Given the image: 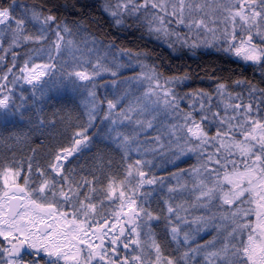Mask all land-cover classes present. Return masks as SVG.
<instances>
[{
	"label": "rangeland",
	"instance_id": "374dc122",
	"mask_svg": "<svg viewBox=\"0 0 264 264\" xmlns=\"http://www.w3.org/2000/svg\"><path fill=\"white\" fill-rule=\"evenodd\" d=\"M101 2V6L106 8L120 26L126 25L129 27L131 23H135L137 28H140L139 22H141L145 29L142 32L143 36L146 35L158 40L161 37L169 39V41H162L169 48L174 45L177 48H188L191 52L208 49L229 53L234 59L244 63L247 68L252 65V69L258 70L257 74L260 73L264 77V59L248 61L243 59L242 55L238 56L235 53V48L240 46L239 41L242 38L247 40L249 30L242 27L239 18L235 22L230 17L226 19L228 12L225 9L231 8L232 11H236L238 9L234 6L245 3V0H184L183 13L179 11V0H101ZM118 4L127 5V7H117ZM188 5H191V8ZM247 7L248 5L245 3V9ZM256 10H260L259 0H257ZM174 11H176V15H172ZM112 13H116V15ZM10 17L9 15V20L4 24H0V47L4 45V47L10 49L11 46L16 45L9 54L6 51L0 52V67L2 68L0 69V99L5 96L8 97L9 103L6 108L13 103L15 95L18 97L19 104H22L26 97L25 93L30 87L33 94L41 95V92L49 94V88L54 89V86H59L62 88V93L76 92L80 94L89 117L94 121L96 114H99L100 104L97 101L96 92L94 93L92 89L90 92H86L87 84H93L100 77L123 73L124 75L120 77V80L105 82L101 87L107 99V105L104 114H102L103 121H105L96 128L103 129V133L117 143L120 131L125 130V132L133 134L135 131L142 129L141 131L145 132L150 129L152 125L150 122L160 121V118L164 117L166 120L165 125L170 129L167 134L168 138L164 140L167 139L166 144L174 142L171 146L161 147L173 151L167 154L168 156L165 159L172 162L174 160L179 161L184 156H191L194 159L203 157L204 159L202 164L193 169L189 179L196 187L200 188L199 199L207 198V201L210 200L207 203V210L214 220L213 222L207 219L197 220L196 218L192 223L183 215L184 213L180 212L176 215L177 224H181L180 228L186 225L191 227L179 232L181 245L188 250L186 253L192 255L191 258H186L191 259L195 264H225V262L226 264H241L243 257L236 254V250L240 249L242 252L243 246L248 243L247 237L253 235L257 242L264 239L260 235L262 230L257 227L258 224L264 223V208L259 207V204L264 203V201H261L259 195L256 194L264 195V192H261L259 188L256 189L255 193L245 192L242 197L232 204L225 202V195L227 194L228 198L231 199V194L239 190L230 183V181L236 180L235 173L244 172L245 164L249 167L253 166L252 158L241 154L234 145L243 141L239 126L243 125L244 128H248L252 120L264 123V89L246 88L243 95L238 94L235 96L223 88L218 90L219 95H214L212 98L201 95L199 91H193L190 95H179L175 100L174 98L177 96L174 93L177 92V87L173 85L175 79L168 76L163 77L166 69H170V67L163 63L158 64L155 61L157 58H151L147 52L141 51L135 54L130 51H116V53L109 54L107 49L100 52L102 45L100 46L98 42L95 40L90 41L87 45L75 42L70 35V29V32L64 31L65 26L62 25L64 21L55 20L39 27L45 32L43 41L28 45L31 49L26 53H21L20 51H23L25 46L19 41L18 26H10ZM180 20H183V23L179 22ZM201 20L203 24L197 26ZM19 27L23 29L24 23ZM260 30L264 31V25H261ZM251 31L253 33L252 43L257 45L258 49L264 47V44L261 43L262 38L255 34L256 29ZM57 33L63 39H59ZM233 36H235V39H233ZM248 46L247 44L244 45L245 48ZM230 47L231 50H229ZM20 53L18 61L15 62ZM4 66H8L9 69L4 70ZM79 71L86 72L90 79L83 81L75 75H69V73ZM154 73L155 79H149ZM30 80L31 82H29ZM9 82L12 85H9ZM176 82H189V80L178 79ZM157 83L159 87H156ZM16 87H19V89ZM39 90L42 91L39 92ZM109 99L115 105L114 108H109ZM165 100L168 102L165 103ZM176 101L182 102L180 103L181 106L185 103V106L191 112H188V110H186L188 113L180 112L176 107ZM230 105H241V107L234 110ZM248 105H251V108L248 109V115H245V109ZM206 110H209V112L206 113ZM246 120L248 121L247 124L245 123ZM191 121L198 123L203 131L207 133L208 139L203 145L197 137H193L187 131V127H194ZM205 122H207L206 130L204 129ZM103 124L107 125L104 126ZM213 132H216L214 136L211 135L214 134ZM218 133L219 135H217ZM79 140L82 143L76 145L73 148L74 151L70 150L71 155L63 152L60 155L67 156V158L60 161L56 160V164L60 166V169L53 168L55 178L62 180V164L84 147L85 138L82 136ZM164 140L158 139L157 144L154 143L146 152L149 155L154 154L156 148L160 147ZM228 146H231L230 149H228ZM261 156L264 157V153H261ZM209 157H211V160ZM217 160L220 162L216 163ZM257 164L264 167V163L258 161ZM5 173H7V170ZM5 173L0 179V205L6 204L9 197L17 194L15 188L10 187L15 184L17 187L24 188L31 193L30 197H25L22 204L29 200H35L38 204L52 203L55 205L53 209L40 212L39 210L34 211L29 204L27 208H21L20 211H27L37 219L42 218L48 224H52L58 232L68 233L69 235L76 232L77 228L82 225L84 231L87 232V237L79 233L80 239H87L89 243L94 245L101 244L98 237H103L102 227L97 226V228H94L92 224L93 232L86 231L92 223V217L94 218V209L82 210L80 206H76L74 204L75 196L71 193H69L70 199L65 202L64 197L59 195L61 188L57 190L55 197L51 194L47 195L46 192L49 191L46 189L43 197L37 196L34 187L19 183V176L13 171L8 173V186L6 187L4 182ZM226 176L228 179H225ZM177 180L178 178L173 179V183H176ZM185 180L186 178H181L177 183L181 184ZM254 183L256 182L254 181ZM39 186L40 184L36 189ZM241 187H248L247 182L244 181ZM209 189H212L210 194L202 195V193H208ZM5 192H8V197L4 196ZM108 199L110 201L118 200V206L112 217V223L114 224L112 226L114 227L110 229V232L113 234L118 233L121 243L123 245L126 243L129 248L133 245V241L129 240L131 236L127 238V232L132 233L136 241L144 236L148 248V261H151L148 264H167L163 258L164 261H161L160 257L157 260L158 254L155 247H153L155 240L150 227L151 218L148 220L149 225H141L136 210L129 211V206L132 207L133 205L132 202L130 201L129 205L128 200L119 196L114 190L111 191V197ZM70 207L72 208L71 211ZM111 209L113 210L112 207ZM83 211H87L88 215H83ZM71 212L73 216H71ZM61 213H67V215L62 216ZM257 213H260L259 219ZM130 218L135 221L134 224L128 223ZM73 220L76 223H73ZM133 227L136 228L134 233L130 231ZM121 228L124 229L123 233L120 232ZM212 230L214 232L213 239L211 240L212 236H209L211 241L205 242ZM0 231L7 234L10 229L6 225L0 224ZM185 234H187V239H185ZM36 235L39 236L41 233L37 232ZM218 235L221 243L217 249H213L211 244H214L215 237H218ZM2 237L4 238V236ZM6 241H9V248L10 241L16 242L12 240V237H9ZM192 242L203 243L202 245L207 249V252L202 257L194 258L193 252L196 251L197 246L190 248ZM103 245L104 242L100 249L101 252ZM80 247L85 251L87 250L86 245H80ZM112 247L113 245H110V248ZM32 250L36 253L38 251V249ZM213 253H220V255L215 256ZM33 255L35 256L34 252ZM43 256L48 262L49 258L45 254ZM127 257L133 259L134 255L129 253L128 256L127 252ZM97 261H99L98 257L92 261V264H97ZM133 261L136 262L134 259ZM30 264L41 263L33 262Z\"/></svg>",
	"mask_w": 264,
	"mask_h": 264
},
{
	"label": "trees",
	"instance_id": "16d2710c",
	"mask_svg": "<svg viewBox=\"0 0 264 264\" xmlns=\"http://www.w3.org/2000/svg\"><path fill=\"white\" fill-rule=\"evenodd\" d=\"M101 4V0H0V8L9 9L10 26H17L12 22L13 19L24 21L23 29L18 27L19 41L25 46L21 53L31 49L28 45L37 44L45 39V32L39 27L44 25L42 21L45 17L54 16L57 21H64L62 25L70 29V35L75 42L87 45L88 42L95 40L100 46L102 45L100 52L107 49L109 54L116 51H130L135 54L145 51L151 58H157L155 61L158 64L168 65L170 69H166L163 77L175 79L173 82L174 87H177V92H174L177 94L175 100L179 95H190L193 91H199L201 95L212 98L214 95H219L220 85H224V89L235 96L243 95L246 88L264 89V77L260 73L257 74L258 70L252 69V65L247 68L229 53L208 49L191 52L188 48H177L174 45L170 48L166 47L162 41L169 39L161 37L158 40L143 36L142 32L145 29L141 22H139L140 28H137L135 23H131L129 27L120 26ZM33 13L39 15L38 20L32 18ZM15 47L16 45L7 49L3 45L0 47V52L6 51L9 54ZM21 53L15 62L18 61ZM7 67L4 66V70H8ZM123 75V73L107 75L95 80L93 84H87L86 92H90L91 89L96 92L100 104L99 114H96L94 121L83 105L82 96L76 92L62 93V88L59 86H54V89L49 88V94L41 92V95L33 94L30 87L25 93L26 97L22 104H19L15 95L13 103L8 108L0 106V179L6 170L11 169L19 176L18 181L23 183L22 185L29 184L36 189L43 180L47 179L56 184L55 188L46 189L49 191L46 192L47 195L57 192L59 188L67 192L68 187L71 186L79 193L74 198L76 206H80L81 203L95 205L94 218L92 217V223L86 231L93 232L92 224L94 228L102 227L104 242L102 253L106 255L104 261L99 260L97 264L108 263L110 260L113 264H121L125 258L127 264L151 262L148 261V248L144 236L137 244L135 236L127 232L126 236L127 238L131 236L129 240L133 241V245L124 248L126 243L124 245L121 243L120 235L110 232L114 225L112 217L118 206V200L108 199L112 190L119 196L122 191V197L128 200L129 205L130 201H135L132 209L138 213L137 218L141 225H149L148 220L151 218L150 227L155 244L159 245L161 256L158 255L161 261L165 260L167 264L169 260L172 264H195L191 259H187L192 255L186 253L188 250L181 245L179 233L191 227L186 225L180 228L181 224H177L176 215L182 212L192 223L196 218L214 222L207 210V203L210 200L199 199L200 188L189 179L193 169L202 164L204 159L203 157L194 159L191 156H184L174 162L165 159L167 154L173 151L161 147L171 146L174 142L166 144L167 139L164 140L168 138L167 134L170 131L165 125L164 117L160 118L162 122H150L152 125L145 132L141 131L142 129L133 134L125 130L120 131L117 143L105 135L103 129L96 128L105 121L102 114L107 105L101 87L105 82L120 80ZM178 79H186L189 82H176ZM9 85L12 83L9 82ZM176 102L180 112H191L185 103L181 106L182 102ZM207 112L209 110H206ZM206 126L207 122L204 125L205 130ZM215 134L216 132L211 135ZM82 136L86 138L83 142L84 147L62 164V180L55 178L51 166L56 164V156L62 154L65 149L73 150L76 146L75 141ZM158 139L164 141L156 148L154 154L149 155L146 151L154 143L157 144ZM140 172L144 173L143 177L139 175ZM64 177L67 179L65 180ZM175 178L178 180L186 178V180L181 184L177 183L178 180L173 183ZM148 180H152L153 183H147ZM85 196L89 198L86 200ZM69 209L71 211L72 208ZM71 216H73L72 212ZM173 228H177L176 239H173ZM209 236H212V240L213 230L205 242L211 241ZM114 237L117 240L115 245L111 244ZM219 238V235L215 237L216 243L214 241V244H211L213 249L219 247L221 243ZM8 242L0 236V261L8 259L3 251L9 248ZM202 244L199 242L190 244V248L198 247L193 252L194 258L202 257L207 252ZM110 245L113 247L110 248ZM113 248H115L114 253ZM33 252L37 255L35 251ZM127 252L128 256L129 253L134 257L139 256L140 261L134 263L131 257H127ZM20 256L22 264L33 262L48 264L43 253L37 255V258L26 254Z\"/></svg>",
	"mask_w": 264,
	"mask_h": 264
},
{
	"label": "snow or ice",
	"instance_id": "6c2138e0",
	"mask_svg": "<svg viewBox=\"0 0 264 264\" xmlns=\"http://www.w3.org/2000/svg\"><path fill=\"white\" fill-rule=\"evenodd\" d=\"M245 3L248 5L247 9H245ZM245 3H239L235 5L238 10L232 11L231 8H226L225 11L228 12V19L231 18L232 21H236L237 18H239V21L241 22L242 27H246L247 30H249V34L247 36V40H244L243 38L239 41V47L235 48V53L238 56L243 57V59L248 61H260L264 59V47L257 48V45L252 43L253 39V33L252 29H256V35L260 36L261 43L264 44V31L260 30L261 25H264V0H259V7L260 10H256V4L257 0H245ZM179 11L183 13L184 11V0H179ZM117 7H127V5H120L118 4ZM189 8H191V5H188ZM113 15H116V13H112ZM176 11L172 13V15H176ZM33 19L38 20L39 15L36 13H33ZM259 18V19H258ZM9 20V9L7 8H0V24H4L6 21ZM56 20V17L54 16H47L42 21L43 24H48L49 22H54ZM14 23L17 24V26L23 25V20H15L13 19ZM179 22L183 23V20H180ZM195 23V22H194ZM203 21H199L197 26L202 25ZM59 27V25H58ZM64 31L68 32V28L65 26ZM57 36L59 39H63V37L59 36V33H57ZM233 39H235V36H233ZM249 45L247 48L244 47V45ZM58 47V45H57ZM231 50V47L230 49ZM69 75H75L80 80L87 81L90 79V76L84 72L79 71L75 73H69ZM38 78V77H33ZM149 79H155V73L152 77ZM31 82V80L29 81ZM239 83V82H237ZM156 87H159V84L157 83ZM220 89L224 88V85L219 86ZM167 95V94H165ZM168 101L165 100V103ZM9 103V99L7 96L0 99V106L7 107ZM115 105L109 101V108H114ZM230 107H233L234 110L239 109L241 105H230ZM251 108V105H248L245 109V115H248V109ZM191 123L194 125V127H187V131L192 134L193 137H197L200 140L201 145H203L207 139L208 135L206 132L203 131V129L200 127L198 123L195 121H191ZM245 123L247 124L248 121L246 120ZM240 127V134L243 136V141L236 143L234 146L239 149L240 153L243 155H247L250 158H252V165L249 167L247 164H245V171L240 173H235L236 180L230 181V183L233 184V186L236 189H239L238 191H234L231 195L232 198L229 199L228 195H225V202L228 204H232L235 200H238L240 197L244 195L245 192H256V189L259 188L261 192H264V167H260L257 162L264 163V157L261 156V153H264V123H261L260 121L252 120L249 124L248 128H244L243 125ZM258 130V131H257ZM79 135V134H78ZM219 135V133L217 134ZM86 139V138H85ZM82 143L81 140H76L75 144L80 145ZM231 146H228V149H230ZM258 149V150H257ZM73 149L72 151H74ZM227 150V149H226ZM219 151V149H217ZM63 152L67 153L68 155H71V151L68 149L63 150ZM67 156L57 155L56 160L60 161L61 159H66ZM211 160V157H209ZM220 161L217 160L216 163H219ZM235 166V165H233ZM52 168L60 169V166L58 164H54L51 166ZM62 170V169H61ZM11 169L7 170V173H5L4 176V182L5 186H8V173H11ZM139 175L141 177L144 176L143 172H140ZM66 180L67 177H64ZM225 179H228L226 176ZM246 181L248 187H241L243 182ZM254 181L256 183H254ZM145 181H142V183ZM147 183L151 184L153 183L152 180L146 181ZM27 183V181H26ZM10 187L16 189V195H12L9 197L8 201L4 205H0V224L6 225L10 231L5 234L3 231H0V236H4V238L7 240L9 237H12V240H15L16 243H11V247L8 249H4L3 251L6 253L8 259L6 261H0V264H22V258L20 256V252L25 247L31 248V249H38L37 255H40L41 253L45 254L46 257H48V264H68V262H72V264H92V261L99 258L100 261H104L106 253H102L100 251L101 246L103 244L102 237H98V239H101V244L94 245L88 242L87 239H80L79 233H82L85 237H87V232L84 231L83 226H79L73 234L69 235L68 233H62L58 232L56 228L53 227L52 224H48L45 220L37 219L31 213L27 211H19V208H27L30 204L33 208V210H39L40 212H45L48 209H53L55 207L54 204L48 203V204H38L35 200H29L24 204H20V201H25L26 196H31V193L27 192L26 189L17 187L15 184H12ZM55 188L56 184L54 182H50L49 180L45 179L40 184V186L35 189V193L37 196H44L45 189L48 188ZM109 188H111V185H109ZM212 189L208 190V193H202V195H208L210 194ZM69 192L72 193L73 196H78L79 193L76 189L72 188L71 186L68 187V191H64L63 188L60 189L59 195L64 197L65 202H67L69 197ZM259 195V199L261 201H264V195H260L259 193H256ZM51 195L55 197L57 195L56 192H51ZM121 196H123V192L120 193ZM5 197H8V192L4 193ZM46 198V197H44ZM89 197L85 196V199L87 200ZM12 201H17L16 208H13L11 206ZM135 201H132V204H134ZM259 207L264 208V203L259 204ZM80 208L82 210L84 209H95V205L93 204H80ZM6 209V211H5ZM129 211H132L131 205L129 206ZM171 211V209H169ZM61 215H67V213H61ZM83 215L87 216L88 212L83 211ZM10 217V218H6ZM257 217L259 219L260 213H257ZM94 222V221H93ZM73 223H76L75 220H73ZM107 222L105 221V224ZM129 224H134L135 221L133 219L128 220ZM39 225H44V228L41 229ZM114 227V226H113ZM258 228H260L262 231L260 235L264 237V223H260L257 225ZM124 229L121 228L120 232L123 233ZM131 232H136V228L133 227L130 229ZM40 232L41 235L37 236L36 233ZM173 239H176V233L177 229L173 228ZM185 239H187V234H185ZM248 243L247 245L243 246L242 252L240 249L236 250V254H239L243 257L241 260V264H264V239H261L259 242H257V239L253 235H249L247 237ZM75 241V243H74ZM117 242L116 238L114 237L111 240V244L115 245ZM135 243H139V241H135ZM80 245H86L87 250L85 251L80 247ZM128 245L125 244L124 248H127ZM153 247H155L157 254H159V245L153 244ZM113 253L115 252V248L112 249ZM226 252V250H225ZM83 253V255H82ZM215 256H219L220 253H213ZM135 261H140V257L136 256L133 258ZM157 260H159V255H157ZM108 264H113V261H109ZM121 264H127V258H125L123 261H121ZM168 264H172V261H168ZM226 264V262H225Z\"/></svg>",
	"mask_w": 264,
	"mask_h": 264
},
{
	"label": "water",
	"instance_id": "95a60500",
	"mask_svg": "<svg viewBox=\"0 0 264 264\" xmlns=\"http://www.w3.org/2000/svg\"><path fill=\"white\" fill-rule=\"evenodd\" d=\"M15 190H16V189H15ZM17 203H18L17 201H12V202H11V206H12L13 208H16ZM19 203L22 204V201H20ZM18 210L20 211L21 208H19ZM40 228L43 229V228H44V225H41ZM11 243H16V242H11ZM10 247H11V244H10ZM23 254H27V255H29V256H32V255H33V250H32L31 248H27V247H25V248L22 249L21 252H20V255H23ZM36 256H37V255H35V257H36Z\"/></svg>",
	"mask_w": 264,
	"mask_h": 264
}]
</instances>
